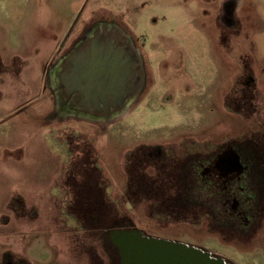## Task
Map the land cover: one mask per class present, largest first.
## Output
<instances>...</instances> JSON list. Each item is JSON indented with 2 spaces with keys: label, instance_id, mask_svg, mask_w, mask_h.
I'll use <instances>...</instances> for the list:
<instances>
[{
  "label": "rangeland",
  "instance_id": "1",
  "mask_svg": "<svg viewBox=\"0 0 264 264\" xmlns=\"http://www.w3.org/2000/svg\"><path fill=\"white\" fill-rule=\"evenodd\" d=\"M96 24L144 59V88L110 122L63 115L46 75ZM228 143L256 158L245 228L201 174ZM263 185L264 0H0V264H120L108 234L123 221L264 264Z\"/></svg>",
  "mask_w": 264,
  "mask_h": 264
},
{
  "label": "water",
  "instance_id": "2",
  "mask_svg": "<svg viewBox=\"0 0 264 264\" xmlns=\"http://www.w3.org/2000/svg\"><path fill=\"white\" fill-rule=\"evenodd\" d=\"M73 55L78 58L86 55L103 58L104 62L101 66L108 64L109 61L105 59L111 58L114 61L111 64L113 77L105 76L106 72L103 73L102 69L99 70L100 68L97 71L93 68L92 74L86 78L87 83H92V86L89 84L87 87L88 90L86 88L87 95L86 91L84 95L77 90L73 91V94L69 96L73 104L72 109H69L71 114H85L97 120L103 119L110 122L126 112L144 88L142 55L132 37L114 24L94 25L93 32L79 42ZM123 72L133 79L123 80ZM57 74H60L59 69L52 72L50 85L53 87L57 106L60 112L64 113L62 109H64L65 100L61 94ZM77 82L83 83L80 80ZM103 82L109 84V89L113 87V91L109 93L107 87L101 86ZM124 83L129 92L123 90ZM91 88L95 89L92 94ZM82 98L87 108L78 105ZM108 236L119 251L121 264H233L224 257L203 248L148 236L139 230L116 229L111 230Z\"/></svg>",
  "mask_w": 264,
  "mask_h": 264
},
{
  "label": "flooded vegetation",
  "instance_id": "3",
  "mask_svg": "<svg viewBox=\"0 0 264 264\" xmlns=\"http://www.w3.org/2000/svg\"><path fill=\"white\" fill-rule=\"evenodd\" d=\"M93 27L94 26H90V27L86 26L83 32L81 33V36H78L63 52H61L59 57H56L53 59V62L51 65L52 67L48 68V70L46 68V75H47V78L50 80V83L52 81L51 80L52 72L56 71L57 69H59L60 71V74L59 75L57 74V79L59 77V85L61 88V94L65 100L64 105H63L64 109H62V111L64 112L63 115L70 113L69 109H72L73 104L69 96L73 94V91L77 90L79 93L84 95L86 88L89 86V84L92 86V83L86 82V78H88L87 77L88 75L92 74L93 68H95L94 69L95 71H97L98 68H100L99 70L102 69L103 73L106 72L105 76L113 77L112 75L113 68L111 67L112 61H114L113 59L111 58L105 59L106 61H109L108 64L106 66H101V63L104 62L103 58L100 59V57H91L89 55H86L83 58H78L75 55L72 56L73 52L76 50V47H78L79 42L83 40L84 38H86L88 34H91L93 32ZM96 64L97 66L94 67L93 65H96ZM141 65H143V68H144L143 57H142ZM93 74L95 75L96 73H93ZM127 79H133V78L127 77L126 72H123V80H127ZM71 80L75 81V83H73ZM77 80H80L83 83L79 84ZM103 84L104 82L101 84V86L107 87V90L109 93L113 91L112 90L113 87H110L111 89H109V84L107 83H105L104 85ZM123 85H124L123 90L129 92V90H126L125 83ZM50 90L52 93H54L53 87L51 85H50ZM94 91H95L94 88L90 89L91 94L94 93ZM87 92L88 91H86V95H87ZM78 105L82 108H87L85 100L83 98L81 99ZM252 159L253 160L252 162H250V164L243 163V155L240 152V150L236 146L232 145L231 143H228L225 145L224 148H222L217 153H215L214 157L210 160V162L205 167H203L204 170L201 172L204 178L208 180L214 179L215 183L219 184L218 187L222 188L223 193H224V201H223V207H222L224 209V212L229 214V211H230L231 215L234 216L233 219L238 225L241 224V221L244 222L243 228L249 225V218L247 217V213H250L252 209L254 208L253 207L250 209L249 199H248L249 197L244 198V196L242 195L244 191H246L247 185L251 183V177H253V174L255 173V170L254 171L252 170V166L256 158H252ZM144 170H145V167H144ZM140 176H142V174ZM129 180H131V178ZM131 185L133 187V183H131L130 181L129 184H127V187H130ZM142 186L143 187H136V186L135 187L137 189L144 188L143 191H148V192H151L152 190H155L159 187L153 183L148 182L146 178H145V184H142ZM263 188H264V185H263ZM144 198L146 197H143V199H141L140 197L139 199H137V201L145 200ZM173 199L174 198H172V200ZM228 204L230 205L228 206ZM253 214L255 213L253 212ZM121 225L123 226L117 229L139 230L143 234L150 236L147 230L144 231V230H140L137 228H133L132 224L129 222L123 221ZM108 239L110 243H112L109 236H108ZM113 246L118 251L117 247L114 244ZM120 264H121V261H120Z\"/></svg>",
  "mask_w": 264,
  "mask_h": 264
},
{
  "label": "trees",
  "instance_id": "4",
  "mask_svg": "<svg viewBox=\"0 0 264 264\" xmlns=\"http://www.w3.org/2000/svg\"><path fill=\"white\" fill-rule=\"evenodd\" d=\"M123 225H121V224H118V225H116L114 228H120V227H122Z\"/></svg>",
  "mask_w": 264,
  "mask_h": 264
},
{
  "label": "bare ground",
  "instance_id": "5",
  "mask_svg": "<svg viewBox=\"0 0 264 264\" xmlns=\"http://www.w3.org/2000/svg\"><path fill=\"white\" fill-rule=\"evenodd\" d=\"M71 102H72V100H71Z\"/></svg>",
  "mask_w": 264,
  "mask_h": 264
}]
</instances>
